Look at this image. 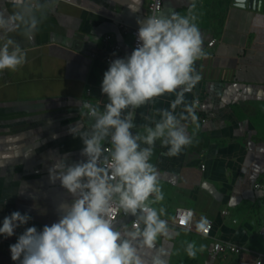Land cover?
Wrapping results in <instances>:
<instances>
[{
	"label": "crops",
	"instance_id": "1",
	"mask_svg": "<svg viewBox=\"0 0 264 264\" xmlns=\"http://www.w3.org/2000/svg\"><path fill=\"white\" fill-rule=\"evenodd\" d=\"M149 1L48 0L47 19L30 43L11 34L27 57L18 71L0 72V226L14 211L31 219L13 236L0 235V264H19L12 261L9 246L26 228L41 231L57 222V204L71 201L59 181L50 183L48 169L60 157L69 164L84 159L82 140L69 128L80 123L86 130L92 123L79 114L87 87L101 108L107 102L99 87L110 64L103 38L111 34L113 42L132 52V35L121 26L139 27L137 20L149 15ZM195 2L206 55L195 62L200 81L185 94L197 116L184 122L193 143L168 156L157 141L150 162L164 193L154 205L165 208L162 219L169 221L175 208L184 207L194 210L198 224L210 218L213 225L204 236L169 224L179 235L161 238L159 246L172 253L169 264H237L240 255H218L212 246L216 239L232 240L246 257L264 258V12L235 0ZM189 3L164 0L162 13L185 14ZM0 12H11L9 0H0ZM174 98L165 94L137 109L133 134L142 131L144 115L168 109ZM181 111L182 106L176 109ZM202 117L208 121L201 122ZM131 219L116 221L130 225ZM183 241H195L204 250L191 259Z\"/></svg>",
	"mask_w": 264,
	"mask_h": 264
},
{
	"label": "clouds",
	"instance_id": "2",
	"mask_svg": "<svg viewBox=\"0 0 264 264\" xmlns=\"http://www.w3.org/2000/svg\"><path fill=\"white\" fill-rule=\"evenodd\" d=\"M11 12H0V72H16L27 53L11 34L30 43L47 19L48 0H9ZM196 2L185 14L170 11L138 19L137 46L130 55L116 58L103 73L100 104L81 102L79 114L92 121L86 130L69 128L83 143V160L54 161L48 169L50 183L59 181L71 201L61 200L57 222L38 231L28 227L9 246L12 261L19 264H169L172 254L159 246L161 238L177 235L167 220L157 170L152 164L156 142L177 156L193 143L185 121L197 116L185 94L201 76L195 62L203 58V39L197 24ZM175 94L168 109L156 108L144 115L137 129L136 110L165 94ZM182 106L177 114L176 109ZM159 119H156V117ZM107 145V147H106ZM132 217L130 225L115 219ZM31 217L19 211L4 217L0 235L11 237ZM206 221L199 227L205 229ZM191 259L204 250L195 241H183ZM177 249V254H179Z\"/></svg>",
	"mask_w": 264,
	"mask_h": 264
},
{
	"label": "built area",
	"instance_id": "3",
	"mask_svg": "<svg viewBox=\"0 0 264 264\" xmlns=\"http://www.w3.org/2000/svg\"><path fill=\"white\" fill-rule=\"evenodd\" d=\"M147 11L149 15L161 14L164 11V0H150L147 5ZM121 28L124 30L125 33H129L132 35V39H133L132 50H133L137 46L136 33L138 30V27L128 28L125 25H122ZM113 39H114L113 35L107 34L103 38V42H102V48L107 54L106 60L108 62H111L112 60L116 58H123L124 56L131 54V52H126L122 45L116 42H113L114 41ZM213 44H214V40L208 42V45L210 46H212ZM100 86H101V82L99 83V87ZM91 95H92V88L87 87L86 96L83 102H91L93 104H99V102L95 101ZM195 103L197 105L200 104V99H196ZM82 111H86V110L83 109ZM82 117L88 119L85 116H82ZM207 121L208 120L206 118L204 117L201 118V122L206 123ZM256 187L259 188L260 185L257 184ZM228 213L229 212L226 208L222 209V214L228 215ZM118 218H120V216L115 217L116 220ZM181 220H184L185 222L181 223ZM204 221H206L205 229H201L199 227L200 224H198L197 222V217L193 209L177 207L173 210L171 214V219L168 221V223L178 228L193 230L198 234L209 236L211 229H212L213 221L210 218H204L202 222ZM242 250H244V248L236 244L232 240L216 239L212 246L213 253L218 254V255H225V254H234L237 256L240 255L237 261V264H264V258L262 256L257 255L256 257H253V258L246 257L245 254H243Z\"/></svg>",
	"mask_w": 264,
	"mask_h": 264
},
{
	"label": "water",
	"instance_id": "4",
	"mask_svg": "<svg viewBox=\"0 0 264 264\" xmlns=\"http://www.w3.org/2000/svg\"><path fill=\"white\" fill-rule=\"evenodd\" d=\"M235 4L239 6H247L258 12H264V0H235Z\"/></svg>",
	"mask_w": 264,
	"mask_h": 264
},
{
	"label": "snow or ice",
	"instance_id": "5",
	"mask_svg": "<svg viewBox=\"0 0 264 264\" xmlns=\"http://www.w3.org/2000/svg\"><path fill=\"white\" fill-rule=\"evenodd\" d=\"M185 221L184 220H181V223H184Z\"/></svg>",
	"mask_w": 264,
	"mask_h": 264
}]
</instances>
